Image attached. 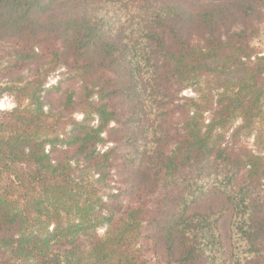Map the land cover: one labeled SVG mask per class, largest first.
I'll return each mask as SVG.
<instances>
[{
    "label": "trees",
    "instance_id": "obj_1",
    "mask_svg": "<svg viewBox=\"0 0 264 264\" xmlns=\"http://www.w3.org/2000/svg\"><path fill=\"white\" fill-rule=\"evenodd\" d=\"M262 23L264 0H0V264H264Z\"/></svg>",
    "mask_w": 264,
    "mask_h": 264
},
{
    "label": "rangeland",
    "instance_id": "obj_2",
    "mask_svg": "<svg viewBox=\"0 0 264 264\" xmlns=\"http://www.w3.org/2000/svg\"><path fill=\"white\" fill-rule=\"evenodd\" d=\"M252 45L256 47L259 51H261L264 54V23L261 24L259 33L252 39ZM58 79V76L51 77L50 83H55ZM186 93H191L189 91H186ZM15 105L13 98L11 96H3V98L0 99V109H5V108H11ZM82 117L81 114H77V118L80 119ZM246 140H243V142ZM249 144L251 145L253 140L249 139L247 140ZM246 141V142H247ZM222 204V197L218 195L211 194L207 201L204 204V208L208 209H215L218 210ZM230 221L231 217L230 215H227L222 218L221 223H220V230L222 232L224 241H225V246L227 249L230 248ZM101 234H104V229H101L99 231Z\"/></svg>",
    "mask_w": 264,
    "mask_h": 264
}]
</instances>
